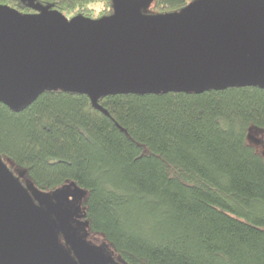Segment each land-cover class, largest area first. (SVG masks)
Segmentation results:
<instances>
[{"label":"trees","instance_id":"obj_1","mask_svg":"<svg viewBox=\"0 0 264 264\" xmlns=\"http://www.w3.org/2000/svg\"><path fill=\"white\" fill-rule=\"evenodd\" d=\"M66 17L112 12L111 0H34ZM192 0H151V13ZM31 12L22 0H0ZM45 90L0 102V158L22 184L83 191L78 230L117 264H264V88L200 93Z\"/></svg>","mask_w":264,"mask_h":264},{"label":"water","instance_id":"obj_2","mask_svg":"<svg viewBox=\"0 0 264 264\" xmlns=\"http://www.w3.org/2000/svg\"><path fill=\"white\" fill-rule=\"evenodd\" d=\"M22 1L33 11L0 4V102L12 109L45 90L85 94L102 110L98 98L113 93L264 88V0H192L163 13L143 10L151 0H111L96 18ZM20 176L0 158V264H117L78 231L73 207L58 213L80 189L43 192Z\"/></svg>","mask_w":264,"mask_h":264},{"label":"rangeland","instance_id":"obj_3","mask_svg":"<svg viewBox=\"0 0 264 264\" xmlns=\"http://www.w3.org/2000/svg\"><path fill=\"white\" fill-rule=\"evenodd\" d=\"M143 10L145 12H150L149 6L144 8ZM246 141L251 143V144H254L256 150L262 155V157L264 159V129H261V128H258V127H251L250 130H249V133H248V135L246 137ZM82 193H83V191H82ZM79 224H81V222H79ZM86 238H87V240L89 242H91L88 237H86Z\"/></svg>","mask_w":264,"mask_h":264},{"label":"flooded vegetation","instance_id":"obj_4","mask_svg":"<svg viewBox=\"0 0 264 264\" xmlns=\"http://www.w3.org/2000/svg\"><path fill=\"white\" fill-rule=\"evenodd\" d=\"M61 196L58 194V198H60ZM68 200H70V202H68V203H64L60 208H59V210H58V213L61 215L62 214V212H63V210H62V208H65L66 206H71V207H73L74 208V211H75V213L73 214V217H72V219H75L74 221L75 222H77L78 224H79V222H80V219H79V215H80V210H79V207H78V202H79V200H78V198H76L75 196H74V198H72V195H68ZM76 207V208H75ZM59 239H60V241H62V236H61V234L59 233Z\"/></svg>","mask_w":264,"mask_h":264},{"label":"bare ground","instance_id":"obj_5","mask_svg":"<svg viewBox=\"0 0 264 264\" xmlns=\"http://www.w3.org/2000/svg\"><path fill=\"white\" fill-rule=\"evenodd\" d=\"M77 229H78V226H77ZM79 231V230H78ZM80 232V231H79ZM81 233V232H80ZM82 234V233H81Z\"/></svg>","mask_w":264,"mask_h":264}]
</instances>
